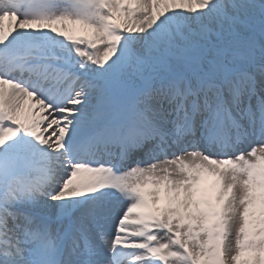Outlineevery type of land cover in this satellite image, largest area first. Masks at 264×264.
Here are the masks:
<instances>
[{
	"label": "snow or ice",
	"instance_id": "6c2138e0",
	"mask_svg": "<svg viewBox=\"0 0 264 264\" xmlns=\"http://www.w3.org/2000/svg\"><path fill=\"white\" fill-rule=\"evenodd\" d=\"M0 264H264V0H0Z\"/></svg>",
	"mask_w": 264,
	"mask_h": 264
},
{
	"label": "rangeland",
	"instance_id": "374dc122",
	"mask_svg": "<svg viewBox=\"0 0 264 264\" xmlns=\"http://www.w3.org/2000/svg\"><path fill=\"white\" fill-rule=\"evenodd\" d=\"M56 27H58L61 31H66L68 34L76 36V37L77 36L87 37V36L91 35L90 29H88L86 26L81 25L79 23H74L72 20L57 22ZM101 54H102V49H101ZM35 99H34V102H35ZM21 108H22V106H21ZM212 179H214V177H209L210 181Z\"/></svg>",
	"mask_w": 264,
	"mask_h": 264
},
{
	"label": "bare ground",
	"instance_id": "6f19581e",
	"mask_svg": "<svg viewBox=\"0 0 264 264\" xmlns=\"http://www.w3.org/2000/svg\"><path fill=\"white\" fill-rule=\"evenodd\" d=\"M2 23H3V26H4V30L8 31V29L10 27H9L8 23L6 22V20L4 19ZM33 100H34V97H32V98L31 97H25L23 99V101L21 103L22 108H21L20 113H19L21 119H24L25 116L28 114L29 105H32L31 102H33ZM35 110H36V108L34 109V111Z\"/></svg>",
	"mask_w": 264,
	"mask_h": 264
}]
</instances>
